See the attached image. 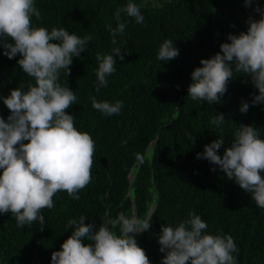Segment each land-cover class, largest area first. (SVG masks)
Segmentation results:
<instances>
[{
  "label": "trees",
  "instance_id": "16d2710c",
  "mask_svg": "<svg viewBox=\"0 0 264 264\" xmlns=\"http://www.w3.org/2000/svg\"><path fill=\"white\" fill-rule=\"evenodd\" d=\"M130 1L140 7L144 21L137 24L121 13L126 27L114 45L108 25L117 26L116 10ZM255 3L264 9V0H252ZM34 6L41 18L32 17L33 27L49 31L63 27L81 38L93 37L85 52L73 58L70 74L61 70L59 83L77 96L66 111L78 122L76 129L94 140L96 164L91 169V183L78 192L80 199L69 197L66 191L57 192L53 208L41 210L43 223L35 221L21 229L11 213H0V264H51L52 252L60 251L72 233L65 227L69 218L85 216L86 224L98 228L121 212L131 216L135 211L144 219L153 203L157 207L153 215L162 213L167 199L179 209L194 207L191 212L209 221L206 233L230 234L238 248L233 253L237 264H264V209L249 206L228 181L220 182L215 192L202 190L199 198L195 184L204 175L220 178L211 170L218 166L196 158L204 145L222 139L224 145L218 150L222 156L240 125L253 126L264 139V106L251 103L258 90L243 73H234L220 103L188 97L191 73L202 66L200 60L220 52V45L229 42V34L247 32L248 18H260L255 7H246L245 0H34ZM208 13H215L216 20L205 25ZM165 39L179 50L176 58L166 62L157 58ZM117 47L125 58L121 61L114 56L116 71L106 78L108 86L97 92L98 57ZM3 52L0 44V97L9 96L21 84L25 88L35 84L34 80L28 82L17 63L20 55L8 59ZM8 69L12 71L7 73ZM91 97L110 103L120 100L121 112L112 116L96 113ZM242 102L249 103L247 113L239 110ZM221 113L224 123L212 124ZM10 114L0 99V117L7 120ZM189 133L195 137L194 143L188 139ZM137 153L145 158L139 166ZM131 172L133 183L128 177ZM260 174L264 177V172ZM160 215L163 225L172 227L189 216ZM156 228L157 224H151L148 231L136 236L150 264H161L163 257L157 254L161 232L156 234Z\"/></svg>",
  "mask_w": 264,
  "mask_h": 264
},
{
  "label": "clouds",
  "instance_id": "9594fccd",
  "mask_svg": "<svg viewBox=\"0 0 264 264\" xmlns=\"http://www.w3.org/2000/svg\"><path fill=\"white\" fill-rule=\"evenodd\" d=\"M245 6L255 7L260 18L250 16L247 32L229 34V42L220 45V52L200 60L202 66L192 71V83L188 87V97L192 100L220 103L234 73H243L258 90V95L253 94L252 105L262 103L264 106V9L257 3L252 5V0H245ZM121 13L134 18L137 24L144 21L140 7L134 2L118 8L114 16L117 26L108 25L114 45L117 44L116 37L122 35L126 27ZM33 16L37 20L41 18L34 0H0L3 55L13 59L19 54L21 58L17 63L28 82L35 81L26 88L23 84L13 87L9 96L0 97L11 113L7 120L0 117V213H11L21 229L35 221L43 223L44 212L41 210L53 208V197L57 192L66 191L69 197L79 200L78 192L91 183V169L96 164L94 140L89 133L76 129L78 122L66 111L77 101V96L59 83L61 70L70 74L73 58L85 52L93 37L81 38L63 27L51 31L33 27ZM205 19L207 25L212 19L216 20V15L208 13ZM9 38L11 42H7ZM178 55L173 41L165 39L157 58L166 62ZM114 56L121 61L125 58L120 47L114 48L111 54L98 57L97 92L108 86L106 78L116 71ZM11 71L8 69L7 73ZM91 102L93 110L105 116L118 115L123 107L120 100L110 103L91 97ZM239 110L247 113L249 103L242 102ZM224 121L221 113L211 123L219 126ZM188 139L195 142L191 133ZM222 145V139L213 140L204 145L202 153H197V159H206L218 166L211 170L220 177H201L195 183L198 198L202 190L204 193L218 190L224 180L244 195L249 206L264 209V177L260 174L264 172V139L253 126L240 125L221 156L218 150ZM144 159L137 153V166L142 165ZM128 177L133 183L132 172ZM163 205L166 210L157 215H153L157 209L153 203L144 219L135 211L131 216L121 212L115 219H105L98 228L92 223L86 224L85 216L78 220L69 218L65 227L71 228L72 233L60 251L52 252L51 264H150L145 250L138 246L136 236L148 231L151 224H157L156 234L161 232L157 251L163 256L161 264H237L233 253H237L238 248L230 234L206 233L204 230L209 229L206 223L209 221L201 214L191 212L194 207L176 208L171 199ZM160 214L165 217L189 216L172 227L163 225ZM85 240L90 243H83Z\"/></svg>",
  "mask_w": 264,
  "mask_h": 264
}]
</instances>
